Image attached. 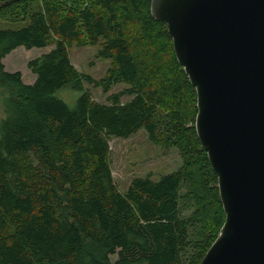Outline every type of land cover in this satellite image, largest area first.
I'll use <instances>...</instances> for the list:
<instances>
[{
  "label": "trees",
  "instance_id": "trees-1",
  "mask_svg": "<svg viewBox=\"0 0 264 264\" xmlns=\"http://www.w3.org/2000/svg\"><path fill=\"white\" fill-rule=\"evenodd\" d=\"M0 19H27L0 29V264H200L224 212L194 126L195 88L150 0H0ZM100 40L110 65L94 80L69 47ZM50 44L27 63L32 83L5 70L16 47ZM85 81L125 87L100 102ZM64 88L79 92L72 106ZM140 128L177 149L180 166L121 192L109 141Z\"/></svg>",
  "mask_w": 264,
  "mask_h": 264
},
{
  "label": "water",
  "instance_id": "water-1",
  "mask_svg": "<svg viewBox=\"0 0 264 264\" xmlns=\"http://www.w3.org/2000/svg\"><path fill=\"white\" fill-rule=\"evenodd\" d=\"M196 92L224 222L200 264H264V0H150Z\"/></svg>",
  "mask_w": 264,
  "mask_h": 264
},
{
  "label": "rangeland",
  "instance_id": "rangeland-1",
  "mask_svg": "<svg viewBox=\"0 0 264 264\" xmlns=\"http://www.w3.org/2000/svg\"><path fill=\"white\" fill-rule=\"evenodd\" d=\"M26 23L27 19L19 21L0 19V29H18L24 27ZM53 46L50 44L45 47L29 49L18 46L2 59L4 68L9 72L19 71L24 83H32L35 75L27 66L28 61L48 52ZM100 48L101 40L95 45L72 43L69 47L70 59L76 69L94 80L103 78L110 65V59L98 56ZM84 85L94 99L100 102H105L109 94L118 92L125 87L123 83L114 84L107 93H104L99 86L86 81ZM57 95L72 106L79 92L64 88L59 90ZM128 98L124 96L121 99L125 101ZM109 145L112 174L121 192L126 191L130 181L135 177L149 175L152 180H158L160 176L170 173L180 166L177 149L164 148L152 143L143 128L138 129L127 138L112 137ZM183 188L182 191H185V187ZM189 213L190 210H186L183 215ZM115 257L111 256V260L113 261Z\"/></svg>",
  "mask_w": 264,
  "mask_h": 264
}]
</instances>
